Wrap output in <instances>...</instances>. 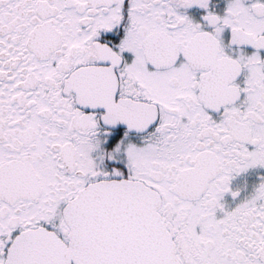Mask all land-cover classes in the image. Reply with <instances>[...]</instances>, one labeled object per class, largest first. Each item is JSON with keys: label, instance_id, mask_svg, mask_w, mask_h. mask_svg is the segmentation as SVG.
<instances>
[{"label": "snow or ice", "instance_id": "1", "mask_svg": "<svg viewBox=\"0 0 264 264\" xmlns=\"http://www.w3.org/2000/svg\"><path fill=\"white\" fill-rule=\"evenodd\" d=\"M0 264H264V0H0Z\"/></svg>", "mask_w": 264, "mask_h": 264}, {"label": "flooded vegetation", "instance_id": "2", "mask_svg": "<svg viewBox=\"0 0 264 264\" xmlns=\"http://www.w3.org/2000/svg\"><path fill=\"white\" fill-rule=\"evenodd\" d=\"M248 178H249V181L251 182L252 180L255 179V174L254 173L249 174Z\"/></svg>", "mask_w": 264, "mask_h": 264}]
</instances>
